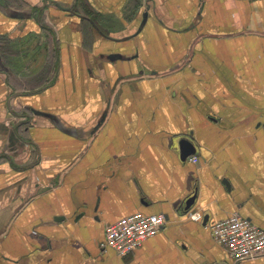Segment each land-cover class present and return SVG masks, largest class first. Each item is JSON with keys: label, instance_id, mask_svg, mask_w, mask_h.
<instances>
[{"label": "crops", "instance_id": "1", "mask_svg": "<svg viewBox=\"0 0 264 264\" xmlns=\"http://www.w3.org/2000/svg\"><path fill=\"white\" fill-rule=\"evenodd\" d=\"M235 212L264 230V0H0V264H264L213 240ZM137 213L166 223L102 250Z\"/></svg>", "mask_w": 264, "mask_h": 264}, {"label": "built area", "instance_id": "2", "mask_svg": "<svg viewBox=\"0 0 264 264\" xmlns=\"http://www.w3.org/2000/svg\"><path fill=\"white\" fill-rule=\"evenodd\" d=\"M190 218L202 222L204 215L197 212L190 214ZM165 223L166 217L162 214L137 213L124 217L106 226L105 239L100 248L112 250L119 257H127L148 239L157 236ZM207 227L215 243L226 249L234 263L264 257V230L240 213L235 212Z\"/></svg>", "mask_w": 264, "mask_h": 264}, {"label": "rangeland", "instance_id": "3", "mask_svg": "<svg viewBox=\"0 0 264 264\" xmlns=\"http://www.w3.org/2000/svg\"><path fill=\"white\" fill-rule=\"evenodd\" d=\"M49 42L51 44V40L50 39H46L45 40V39H41V38H38V39H36V38H34V39L30 38L29 40L24 41V44L23 45L27 47V48H24V50H30L31 48H34V47L41 49L43 47H46V45H49ZM4 47L7 48L6 47V44H4ZM11 48H12L13 52H15L16 46L13 47V45L11 44ZM33 56H34V58L36 57L35 55H33ZM33 56L30 55L28 57V59L26 61H24V63H21L22 65L24 64V66H26L27 68H29V70H26L25 69V73H27V75L28 74L29 75L36 74L37 72L40 71V70H38L36 68V66L39 67V66H42L43 65V60L44 59L42 57L41 58H37V59L34 60ZM21 57H22V55L20 56V58ZM7 59H9V58H6V60H4L3 65L1 66V69H2V71L6 72V74L8 75V77L12 81H15L16 80V74L14 75L15 70L14 69L12 70L11 68H9V66L11 67V66H13V64L10 61V59H9V62H11V64H8V62H6ZM16 61L17 60L14 61L15 64H16ZM21 64L19 63L20 66H21Z\"/></svg>", "mask_w": 264, "mask_h": 264}, {"label": "water", "instance_id": "4", "mask_svg": "<svg viewBox=\"0 0 264 264\" xmlns=\"http://www.w3.org/2000/svg\"><path fill=\"white\" fill-rule=\"evenodd\" d=\"M180 151H181V160L182 161H186L189 157L195 155L196 153V149L194 147V145L192 144V142H190L188 139H183L182 141H180ZM196 194L189 198L186 202V210H189L196 201Z\"/></svg>", "mask_w": 264, "mask_h": 264}, {"label": "trees", "instance_id": "5", "mask_svg": "<svg viewBox=\"0 0 264 264\" xmlns=\"http://www.w3.org/2000/svg\"><path fill=\"white\" fill-rule=\"evenodd\" d=\"M44 30H46L47 32H50L51 34H52V32H53L51 29H49V28H47V27H44ZM52 35H53V34H52ZM2 41L4 42V44H6V47H7V48H5V47L3 48L4 51L8 52V51H9V47H8V46H9V43H10V42H9L8 40H6L5 38H4V40H2ZM54 72H55V71H54Z\"/></svg>", "mask_w": 264, "mask_h": 264}]
</instances>
